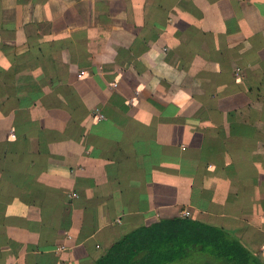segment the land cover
<instances>
[{
  "label": "crops",
  "instance_id": "1",
  "mask_svg": "<svg viewBox=\"0 0 264 264\" xmlns=\"http://www.w3.org/2000/svg\"><path fill=\"white\" fill-rule=\"evenodd\" d=\"M175 217L264 262V0H0V264Z\"/></svg>",
  "mask_w": 264,
  "mask_h": 264
},
{
  "label": "trees",
  "instance_id": "2",
  "mask_svg": "<svg viewBox=\"0 0 264 264\" xmlns=\"http://www.w3.org/2000/svg\"><path fill=\"white\" fill-rule=\"evenodd\" d=\"M25 102L20 99L21 106H24ZM96 264H264V262L232 231L189 217H175L130 231Z\"/></svg>",
  "mask_w": 264,
  "mask_h": 264
}]
</instances>
